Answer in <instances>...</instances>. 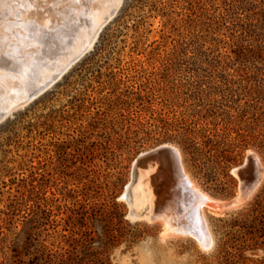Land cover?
I'll list each match as a JSON object with an SVG mask.
<instances>
[{
    "label": "rangeland",
    "instance_id": "obj_1",
    "mask_svg": "<svg viewBox=\"0 0 264 264\" xmlns=\"http://www.w3.org/2000/svg\"><path fill=\"white\" fill-rule=\"evenodd\" d=\"M96 1L61 44L0 28V264H264V0ZM170 143L222 204L210 248L170 180L162 218L123 197Z\"/></svg>",
    "mask_w": 264,
    "mask_h": 264
},
{
    "label": "bare ground",
    "instance_id": "obj_2",
    "mask_svg": "<svg viewBox=\"0 0 264 264\" xmlns=\"http://www.w3.org/2000/svg\"><path fill=\"white\" fill-rule=\"evenodd\" d=\"M8 1L9 0H0V28L7 29V32L12 31L14 35H18L19 37L20 34L27 33L33 38V44L35 43L41 46L61 44L62 41L59 38L61 27L58 26V24L59 20L62 21L64 19L51 18V15L57 17L68 15L67 18L70 17L73 21L78 22L82 20V14L78 13L73 5L76 6L77 3H80V5L83 4L88 10L94 9L97 2L96 0H72L75 3L71 0H20L21 2L23 1L22 3L19 2L21 4L17 3L15 8L13 7L11 8L12 10L8 11L6 10L9 4H7ZM57 6L61 8L56 10ZM15 27H17L16 30ZM55 33L58 38H55ZM27 44L29 45V43ZM162 147H172L173 149L171 153H167V156L164 157H161L160 154H153L158 148ZM173 151L176 154H174ZM162 165L163 167L164 165L169 166L170 170L163 172ZM146 173H149L148 177ZM169 180L174 184V188L177 190V201H180L181 208H178L177 211L186 218V222H184L182 226L175 227V229L180 233L195 236L203 247H212L214 244V237L207 222L205 208L211 207V205L220 207L222 204L220 205L217 203L216 200L194 183L184 167L181 151L176 146H171L169 144L159 145L148 151L141 152L135 158L132 168V178L123 194L124 199L128 201L131 207L132 216L144 217L149 221H153L155 218H162L163 212L159 211L160 214L157 212L156 204L160 201V197H163L161 193L166 191L165 187ZM237 202L238 200H235L233 205ZM136 205L140 206L137 207ZM144 208H149L146 214L143 213ZM167 212L168 211H166V214ZM168 216L167 218H169ZM208 243H210V247L207 246Z\"/></svg>",
    "mask_w": 264,
    "mask_h": 264
},
{
    "label": "water",
    "instance_id": "obj_3",
    "mask_svg": "<svg viewBox=\"0 0 264 264\" xmlns=\"http://www.w3.org/2000/svg\"><path fill=\"white\" fill-rule=\"evenodd\" d=\"M171 146H175V145H172V144H169ZM172 147H162V148H158L153 154H160L161 157H164V156H167V153H171L172 151ZM174 154H176L174 151H173ZM233 203L234 201H230L227 203L226 206H233Z\"/></svg>",
    "mask_w": 264,
    "mask_h": 264
},
{
    "label": "snow or ice",
    "instance_id": "obj_4",
    "mask_svg": "<svg viewBox=\"0 0 264 264\" xmlns=\"http://www.w3.org/2000/svg\"><path fill=\"white\" fill-rule=\"evenodd\" d=\"M207 246H209V247H210V246H211V245H210V243H208V245H207Z\"/></svg>",
    "mask_w": 264,
    "mask_h": 264
}]
</instances>
